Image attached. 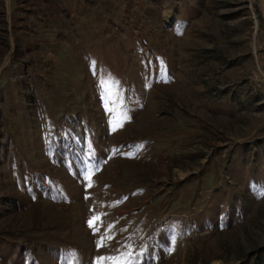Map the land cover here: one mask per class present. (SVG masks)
<instances>
[{
  "label": "rangeland",
  "instance_id": "obj_1",
  "mask_svg": "<svg viewBox=\"0 0 264 264\" xmlns=\"http://www.w3.org/2000/svg\"><path fill=\"white\" fill-rule=\"evenodd\" d=\"M0 264H264L259 0H0Z\"/></svg>",
  "mask_w": 264,
  "mask_h": 264
},
{
  "label": "snow or ice",
  "instance_id": "obj_2",
  "mask_svg": "<svg viewBox=\"0 0 264 264\" xmlns=\"http://www.w3.org/2000/svg\"><path fill=\"white\" fill-rule=\"evenodd\" d=\"M113 131H115V127H113ZM90 186H91V185L89 184V187H90ZM97 219H98V217H93V219L89 221V226H90V227L94 226V222H95ZM102 245H103V240H101V241L98 242V246H102Z\"/></svg>",
  "mask_w": 264,
  "mask_h": 264
},
{
  "label": "water",
  "instance_id": "obj_3",
  "mask_svg": "<svg viewBox=\"0 0 264 264\" xmlns=\"http://www.w3.org/2000/svg\"><path fill=\"white\" fill-rule=\"evenodd\" d=\"M261 6L264 8V0H259Z\"/></svg>",
  "mask_w": 264,
  "mask_h": 264
}]
</instances>
